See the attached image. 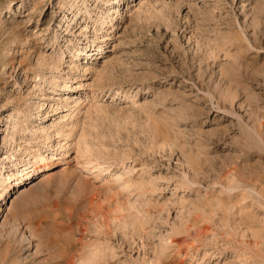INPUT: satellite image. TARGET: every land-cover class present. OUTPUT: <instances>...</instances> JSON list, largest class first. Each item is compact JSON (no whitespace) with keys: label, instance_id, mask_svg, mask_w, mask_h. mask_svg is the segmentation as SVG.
<instances>
[{"label":"rangeland","instance_id":"obj_1","mask_svg":"<svg viewBox=\"0 0 264 264\" xmlns=\"http://www.w3.org/2000/svg\"><path fill=\"white\" fill-rule=\"evenodd\" d=\"M38 155L0 264H264V0H0V193Z\"/></svg>","mask_w":264,"mask_h":264},{"label":"bare ground","instance_id":"obj_2","mask_svg":"<svg viewBox=\"0 0 264 264\" xmlns=\"http://www.w3.org/2000/svg\"><path fill=\"white\" fill-rule=\"evenodd\" d=\"M112 9H113V11L115 13L116 10L118 9V6L117 5H114L112 7ZM107 10H108L107 12H111V14H114L111 9H107ZM90 52H91L90 53L91 55H95V57H98V53H96V50L92 49V50H90ZM79 102H80L79 99H77L76 100V104H75L74 107L80 106L79 105ZM32 160L33 161L24 163V164L19 165V166L16 165V164H12L10 166V170L8 171V174L6 175L7 176V179L6 178H4V180L1 179L2 180V183H4L5 185L3 186L2 191L0 193V199H2L4 196H6L5 195L6 194L5 192H9L8 190H9V188L11 186L10 183L12 181H16L17 184L22 183V181H24V180H26V179H28L30 177L32 171H35L36 170L37 165L40 164L39 163L40 160H41L40 159V155H38L37 157H35ZM38 167H40V166H38Z\"/></svg>","mask_w":264,"mask_h":264}]
</instances>
